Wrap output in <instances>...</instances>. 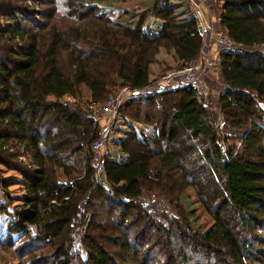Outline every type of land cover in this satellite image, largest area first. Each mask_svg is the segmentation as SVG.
Segmentation results:
<instances>
[{
	"label": "trees",
	"instance_id": "trees-1",
	"mask_svg": "<svg viewBox=\"0 0 264 264\" xmlns=\"http://www.w3.org/2000/svg\"><path fill=\"white\" fill-rule=\"evenodd\" d=\"M101 1L40 0L48 5L40 19L56 15L47 25L20 0H0V166L24 189L7 228L23 239L12 248L19 264H264V0L217 2L219 26L240 44L218 53V102L238 148L218 144L214 114L191 87L129 99L119 115L156 131L114 141L124 157L104 158L105 186L93 179L88 150L96 126L59 99L83 89L97 104L113 89L140 88L160 48L182 65L197 56L201 36L168 0H151L133 23L110 18ZM146 16L161 21L158 32L142 28ZM60 19L64 28L53 24ZM17 144L32 166L17 160ZM188 188L211 218L206 232L193 230L176 202ZM142 189L173 214L141 207ZM73 234L83 258L70 250Z\"/></svg>",
	"mask_w": 264,
	"mask_h": 264
},
{
	"label": "rangeland",
	"instance_id": "rangeland-1",
	"mask_svg": "<svg viewBox=\"0 0 264 264\" xmlns=\"http://www.w3.org/2000/svg\"><path fill=\"white\" fill-rule=\"evenodd\" d=\"M20 1L24 9L29 12V15L35 22H39V20H42V22H47V25L54 22V19L56 18L55 14L53 15V19H40L39 17V11L43 8H48V5H46L45 3H39L38 1L40 0ZM150 2L151 0H102L98 3V6L112 19H115L122 23H133L136 20L138 14L146 9L149 6ZM168 2L173 5L174 14H179V16H181L182 12H186L185 3L183 0H168ZM214 9L217 10V5ZM216 13H218V10ZM186 14L189 15L187 12ZM3 22L4 20L0 19V24H2ZM53 24L57 28H64L68 23H66L65 19H60ZM159 26H161V21L151 16H146L142 24V28L145 30H149L151 33L158 32ZM255 49L257 50L256 47L249 48V50L251 51ZM159 50L151 67L153 69V77H156L163 72L177 69L183 65H181V63L179 62L174 61L171 51H165L161 48ZM223 87L224 85L219 80L217 82H207V99L206 101H203L201 99V102L207 108V110L214 114V124L216 126L217 133L219 134L218 144L222 148L226 145H233V149L236 150L240 143L239 139L236 138V135L231 132L230 127L226 123H224V120L228 121V119H225L222 112L223 108L220 107V103L218 102L219 94L223 92ZM117 90L118 89H113L108 96L114 95ZM59 100L64 102L76 103L80 108H84L85 104L90 102L87 93L83 89H79L74 97L64 95ZM257 104L262 110H264V100L259 101ZM116 121L117 127L116 129H114L111 138L106 143V154L110 152V155L112 154V158H122L119 155L117 147H115V139L117 140L119 138H122L125 134L131 132H142L144 135H153L156 131L153 126L136 123L129 118H124L120 115L118 117V120ZM244 126L246 125L244 124ZM244 126L242 128L246 129ZM222 136L225 137L224 140L222 139ZM17 148L18 150L22 149L23 152H27L25 158H27L29 161L31 160V158L29 157V150L27 151L23 145L18 144ZM25 158L20 159L21 161L19 162L26 166V163H28V161ZM57 180L62 181L60 176L57 178ZM140 193L151 194L154 196L155 202L152 205L148 206L149 208L151 206L158 205L160 209L162 208L163 211L167 212L166 214L172 213V211L169 209L170 207L168 208V202L161 198L156 191L147 193L142 189ZM23 195L24 189L20 184V176L15 171L0 166V204L4 206H2L4 208V212H0V264H19L20 260L16 258V255L12 251V248L13 246H15V244L18 245L19 243H21L23 239L20 237L21 234L19 232H9L7 228L9 226L12 227V224H9V222L14 221L15 211L21 209V198ZM176 202L183 208L185 212L188 213L189 222L193 230H197L198 232L203 233L211 227V218L202 210L191 189H185L183 193L177 198ZM170 205L172 206L173 204ZM80 208L82 211L83 208ZM84 210L85 209H83V211ZM86 215L88 214L84 213L85 218H87ZM29 229L33 232L32 228ZM15 241H17V243L14 244L13 242ZM10 243L13 244L10 246ZM70 250L72 252H79L81 257L83 258V250L79 244L77 234H73Z\"/></svg>",
	"mask_w": 264,
	"mask_h": 264
},
{
	"label": "built area",
	"instance_id": "built-area-1",
	"mask_svg": "<svg viewBox=\"0 0 264 264\" xmlns=\"http://www.w3.org/2000/svg\"><path fill=\"white\" fill-rule=\"evenodd\" d=\"M186 12L193 18L201 36V44L195 58L188 60L177 69L163 72L152 77L148 82L136 89L119 88L114 95L108 96L101 103H87L83 108L86 118L96 126L98 135L89 145L92 153V176L97 184L106 185L103 176V160L111 158L106 154V143L116 129L122 103L129 99L141 98L172 90L193 88L203 101L207 99L206 83L218 79V53H233L240 49V44L234 42L218 24V13L214 8L218 0H183ZM21 150V151H19ZM18 150L17 160L25 158L27 152ZM30 157V156H29ZM27 159V158H25ZM26 166H32L27 159ZM24 162V161H22ZM139 205L146 208L155 202L151 194L139 193L136 196ZM81 208L76 216L79 218ZM33 229V226L31 227Z\"/></svg>",
	"mask_w": 264,
	"mask_h": 264
},
{
	"label": "crops",
	"instance_id": "crops-1",
	"mask_svg": "<svg viewBox=\"0 0 264 264\" xmlns=\"http://www.w3.org/2000/svg\"><path fill=\"white\" fill-rule=\"evenodd\" d=\"M216 12H217V10L216 9H214V13L216 14ZM160 51V50H159ZM157 54V53H156ZM155 57H156V55H155ZM175 61V60H174ZM154 63V62H153ZM153 63H151L149 66H148V79H150V78H152L153 77V75H152V71H153V69L151 68L152 67V64ZM115 141H116V139H115ZM116 147V146H115ZM119 152V151H118ZM108 155L109 156H111L110 155V152H108ZM119 155L122 157L121 159H117V158H114L115 160H122L123 159V157H124V155L123 154H121V153H119ZM111 158H112V156H111Z\"/></svg>",
	"mask_w": 264,
	"mask_h": 264
},
{
	"label": "water",
	"instance_id": "water-1",
	"mask_svg": "<svg viewBox=\"0 0 264 264\" xmlns=\"http://www.w3.org/2000/svg\"><path fill=\"white\" fill-rule=\"evenodd\" d=\"M247 49H249V48H247ZM259 52H260V55H261V56H264V44H261V45L259 46Z\"/></svg>",
	"mask_w": 264,
	"mask_h": 264
}]
</instances>
